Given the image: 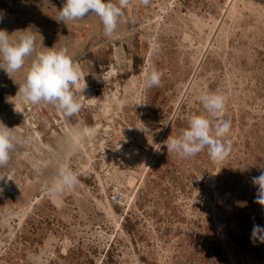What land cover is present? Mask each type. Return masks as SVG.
<instances>
[{
    "label": "rangeland",
    "instance_id": "1",
    "mask_svg": "<svg viewBox=\"0 0 264 264\" xmlns=\"http://www.w3.org/2000/svg\"><path fill=\"white\" fill-rule=\"evenodd\" d=\"M92 38L72 57L83 107L71 117L18 95L28 65L0 69V122L19 140L0 166V264H264L252 237L264 227L252 182L264 171V0H127L114 36L101 23ZM151 69L161 81L148 88ZM211 96L226 104L231 152L188 163L166 141L206 119L198 103ZM76 128L92 131L73 149ZM61 168L76 183L53 198Z\"/></svg>",
    "mask_w": 264,
    "mask_h": 264
},
{
    "label": "clouds",
    "instance_id": "2",
    "mask_svg": "<svg viewBox=\"0 0 264 264\" xmlns=\"http://www.w3.org/2000/svg\"><path fill=\"white\" fill-rule=\"evenodd\" d=\"M126 4L127 0H65L55 19L67 24L95 15L103 25L104 35L111 38L124 16ZM31 29L13 34L0 30V69L10 75L28 65L25 82L19 84V96L32 104L42 101L53 104L66 117L78 114L83 107L74 93V90L80 89L83 79L79 62L74 61L66 48L57 50L55 46L44 45L46 51H38L36 33ZM160 81L161 73L157 70L145 72V87L158 86ZM198 107L206 119L193 118L182 135L170 136L166 141L168 151L179 154L188 163H194L207 154L209 160L220 164L231 152V142L226 137L232 125L231 120L225 118L226 104L219 96H211L201 98ZM88 133L89 130L84 129L78 131L77 135ZM18 142L12 128L0 122V166L8 163L10 153ZM252 182L258 188L255 202L264 206V171L253 177ZM75 183V176L61 168L59 176L52 183L50 195L59 198ZM252 237L254 241L259 239L264 243V227L255 225Z\"/></svg>",
    "mask_w": 264,
    "mask_h": 264
},
{
    "label": "crops",
    "instance_id": "3",
    "mask_svg": "<svg viewBox=\"0 0 264 264\" xmlns=\"http://www.w3.org/2000/svg\"><path fill=\"white\" fill-rule=\"evenodd\" d=\"M64 2L65 0H0V30L13 34L32 28L31 31L36 33L38 51H46L39 47L43 42L52 41L51 47L55 46L57 50L66 48L72 57L88 54L92 34L101 31V22L95 15L67 24L57 21L55 18Z\"/></svg>",
    "mask_w": 264,
    "mask_h": 264
},
{
    "label": "bare ground",
    "instance_id": "4",
    "mask_svg": "<svg viewBox=\"0 0 264 264\" xmlns=\"http://www.w3.org/2000/svg\"><path fill=\"white\" fill-rule=\"evenodd\" d=\"M115 96H116V94H114ZM83 127V126H82ZM109 128V127H108ZM85 129H88L89 131H92V129H90V128H85ZM94 129V128H93ZM78 131H82L81 129H79V128H76L74 131H73V133H72V135H71V137L69 138L70 139V143H71V145L73 146V149L74 148H76L77 146H79L80 145V141H81V137H83L84 135H82V136H78L77 135V132ZM96 132V131H95ZM89 134V133H88ZM95 134V133H94ZM87 137V136H86ZM93 139H94V136H93ZM66 146V145H65ZM77 150V149H76ZM70 151V150H69ZM71 153V152H70ZM66 154H69V152L68 153H66Z\"/></svg>",
    "mask_w": 264,
    "mask_h": 264
}]
</instances>
